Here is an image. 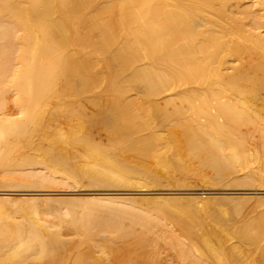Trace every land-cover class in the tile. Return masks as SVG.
Here are the masks:
<instances>
[{
    "label": "bare ground",
    "instance_id": "6f19581e",
    "mask_svg": "<svg viewBox=\"0 0 264 264\" xmlns=\"http://www.w3.org/2000/svg\"><path fill=\"white\" fill-rule=\"evenodd\" d=\"M0 187V264H264V0H0Z\"/></svg>",
    "mask_w": 264,
    "mask_h": 264
},
{
    "label": "rangeland",
    "instance_id": "374dc122",
    "mask_svg": "<svg viewBox=\"0 0 264 264\" xmlns=\"http://www.w3.org/2000/svg\"><path fill=\"white\" fill-rule=\"evenodd\" d=\"M9 105H10V104H9ZM10 107H11V106H10ZM61 185H62V186H61ZM69 185H70V184L67 185V184H64V183H63V184L58 185V188H57V185L54 186L55 188H53V187L42 188V189H45V190H46L45 192H47V193H51V194H50V195H49V194H48V195H39L38 197H49V198L54 197L55 200L58 201V203H60L61 205H59L57 202L55 203V205H53L54 202H52V203H47V204H49V205H51V206H55V207H56L57 205H59L58 207H59V208H62L63 206L66 207V206L68 205V202L75 201V200H76V201H78V200L81 201V200H84V197H85V199H88V197L91 198V194H93V193H95V192H105V191H101L102 188L100 189V188L97 187V189H96V186L94 187V185H93V187H92L90 184H89V185H88V184H86V185L83 184V185H85V186H81V185H80V187H79V185H78V187H76V185H75L74 187H76V188H73L72 185L69 187ZM89 186H90V187H89ZM85 187H87V188H85ZM165 187H166V186H158V187H143V189L140 187V188H137V190L134 189L133 187H131L132 190H131V189L129 190V188L127 189L126 187H114V188H116V189H114V188L112 187V188H110L109 190H111L110 193H113V192L116 190L115 192L117 193V195H116V193L114 192V194L111 195V196L122 197V198H123V197H125V198L130 197V199H132L134 202L136 201V200H134V199H136L137 197H138L139 199H140V197H143V198H141V200H139V199L137 198V201H136V202L139 201V203L142 204V206H143V205L145 204V202H143L144 200H142V199H149L150 197H154V196L156 197V196H157V191H158V190H159V191L161 190V192H162V191H165V192H168V191H169V192H171V191H173V190L176 189V188L179 189L178 187H173V188H172V187H169V189H168V186H167L166 188H165ZM135 188H136V187H135ZM201 188H203V187H201ZM201 188H200V189H201ZM0 189H2V188L0 187ZM14 189H15L16 191H15ZM22 189L24 190V188H21V190H22ZM26 189L29 190V188H26ZM30 189L32 190L33 188H30ZM34 189H35V188H34ZM47 189H48V190H47ZM79 189H81V190H79ZM112 189H113V190H112ZM139 189H140L141 191H140ZM152 189H154V190H152ZM164 189H166V190H164ZM167 189H168V190H167ZM203 189H204V188H203ZM217 189H218V188H217ZM219 189H220V188H219ZM221 189H222V187H221ZM11 190H12V191H11ZM11 190H10V191H11L12 193L9 191L10 194H12L11 197H15V198H19V197H20V198H21V197L24 196V195H18V193H20V192H19L20 188H19V189H18V188H13V189H11ZM17 190H18V191H17ZM35 190H38V189H35ZM39 190H41V188H39ZM51 190H53V191H51ZM95 190H96V191H95ZM102 190H105V189H102ZM106 190H108V189H106ZM118 190H119V191H118ZM138 190H139V191H138ZM142 190H143V191H142ZM170 190H171V191H170ZM14 191H15V192H14ZM159 191H158V192H159ZM106 192H108V191H106ZM122 192H123V193H122ZM13 193H14V194H13ZM21 193H22V191H21ZM89 193H90V194H89ZM121 193H122V194H121ZM134 193H135V194H134ZM149 193H150V194H149ZM153 193H154V194H153ZM155 193H156V195H155ZM87 194H88V195H87ZM119 194H120V195H119ZM89 195H90V196H89ZM124 195H125V196H124ZM214 195H221V194H214ZM51 196H52V197H51ZM87 196H88V197H87ZM132 196H133L134 198H132ZM135 196H136V197H135ZM139 196H140V197H139ZM145 196H146V197H145ZM66 197H67V199H64V198H66ZM68 197H69V198H68ZM71 197H72V198H76V199L72 200ZM86 197H87V198H86ZM144 197H145V198H144ZM214 197H215V196H214ZM217 197H218V196H217ZM58 198H59V199H58ZM69 199H70L71 201H70ZM150 199H151V198H150ZM61 200H62V201H61ZM63 201H65V202L63 203ZM66 201H67V202H66ZM140 201H141V202H140ZM139 203H138V204H139ZM138 204H136V203L134 204V203H133V205H135V206H137ZM41 205H42V204H41ZM45 205H46V203L43 204V206H45ZM60 206H61V207H60ZM139 206H140V205H139ZM144 206L146 207V210H147V206H146V205H144ZM144 206H143V207H144ZM148 206L151 207V204L148 205ZM58 207H56V208H58ZM137 207H138V206H137ZM145 207H144V209H145ZM149 207H148V208H149ZM141 208H142V207H141ZM151 210H152V209L150 208V210H148V211L151 213V212H153V211H151ZM148 211H146V212H148ZM60 212H62V211H60ZM47 213H48V214H45V216H43L42 218H44V219H46V218L51 219L52 222H50L51 220H48V219H46V221H47V222H50V223H52V224L57 223V222L60 221V220H64V221L66 220L65 218H63V219L61 218V217L63 216V215H61V214H58V215H55V214H54L55 216H54V215L51 216L52 214H49V212H47ZM152 214H153V213H152ZM49 216H50V217H49ZM56 216H58V218H57ZM60 216H61V217H60ZM58 219H59V220H58ZM63 232H65V233L67 232V234H66L65 237H64V240H66V241L68 242V239L71 240V241H72V239H73V241H75V242H73V243L71 242L72 246L75 245V246H73V247H76V248H77V249H76V248H73V247L71 246V248L74 249V250H73V254H74V255H75V254H78V255H79L80 252H81V254H82V252H83V254H84V253L86 252V249L88 250L89 247H90V245H91V247H92V245H93L92 242H91V244H90V243L87 241V242L90 244V245L88 244L89 247H87V242L85 243L86 240L84 241V240L81 239V240L83 241V243H85V244H82V245H84V246L86 247V248H85L84 246L81 245L82 241L80 242V240H78L79 237H78V238H77V236L74 237L72 233H69V234H68V230H67V231L65 230V231H63ZM66 236H67V238H66ZM73 237H74V238H73ZM77 240L79 241L80 244H78V241H77ZM93 242H94V241H93ZM74 243H76V244H74ZM94 243H95V242H94ZM119 243H120V242L117 241L116 243H115V242H113V243H108V245H107V243H106V244H103V245H106V246L102 247V249H104L105 251L107 250L108 252H107V251H106V252L108 253V255H109V253L111 252V251L109 252V248H108V246H111V249L113 248V250L115 251V253L111 252L110 254L113 253L112 255L107 256L106 252H104L105 255H104L103 253H95V252H94V255L97 254V255H98V256L96 255L97 257H100V258L103 257L102 260L104 259V261H102V262L105 263V261H106L105 264H109L110 260H111L110 264H111V263H113V264H118V263L120 262V259L122 260V258H120V259L118 258V256H120V254H119V250H120V248L117 250V249H115V246H116V248H117V246H120ZM95 244H96V243H95ZM95 244H94V245H95ZM98 244H101L100 241H98ZM109 244H110V245H109ZM66 245H68V243H67ZM79 245H80V248L78 247ZM94 245H93V246H94ZM69 246H70V244H69ZM81 246H82V247H81ZM91 247H90V251H91V249L93 248V247H92V248H91ZM156 247H157V246H156ZM158 247H159L160 250L157 249V251L155 250L156 252L153 251L154 249H152V251L149 249L150 252H153V254L155 253L156 256L153 255V259H155V261H157V263L159 262L158 260H161V259H162L161 261H162L163 263L160 261V262H159L160 264H170L171 261H176V258L173 257V256H174V255H173L174 253H173L172 250L169 249L166 245H165V247H164V245H162V243H159V246H158ZM158 247H157V248H158ZM163 247H164V248H163ZM67 248H68V246L66 247V249H67ZM84 248H85V251H84ZM107 248H108V249H107ZM148 248H150V247H146L147 250L144 249L145 252H144V251L142 252V250H139V251H138V250L135 249V250L137 251V252H136V251L134 250L136 254H134V251H132V252H133V253H132L131 250H130L129 252H131V253H130L131 255H133V256L135 255L136 259H138V260H141V259H142L141 261L144 262L143 258H141V257H143V255H145V254H146L145 256L148 255V258H149V257H150V258L152 257V254L149 255V254L147 253V252H149ZM162 248L164 249L163 251H161ZM167 248H168L169 250H168ZM93 249H94V248H93ZM111 249H110V250H111ZM132 249H134V248H132ZM166 249H167V250H166ZM78 250H79V251H78ZM95 250H98V248H96ZM95 250H94V251H95ZM113 250H112V251H113ZM74 251H75V253H74ZM76 251H78L79 253L76 252ZM116 251H117L118 255H117ZM164 251H165V253H164ZM121 252H122V251H120V253H121ZM129 252H128V253H129ZM150 252H149V253H150ZM65 253H67V255H68V249L66 250ZM65 253H64V256H67ZM128 253H127V254H128ZM139 253H144V254H142L141 257H140V256H139V255H140ZM157 253H161L162 256H163V258H164L165 260H164L163 258H161L162 256H160V254H159V257H160V259H159L158 256H157ZM99 254H101V256H100ZM78 255H77V256H78ZM122 255H123V254H122ZM122 255H121V256H122ZM165 255H166V256H165ZM123 256H124V255H123ZM167 256H168V257H167ZM109 257H110L111 259H110ZM135 257H134L133 260L136 261ZM137 257H140L141 259H140V258H137ZM172 257H173V259H174V258H175V259L173 260ZM63 258H65V257H63ZM146 258H147V257H146ZM66 259H67V263H66V264H68V262H71V263H72V259H70V261H68V256H67ZM151 259H152V258H151ZM166 259H167V260H166ZM171 259H172V260H171ZM107 260H108V262H107ZM117 260H118V263H117ZM63 261H65V260L63 259ZM148 261H149V260H148ZM152 261H153L154 264H157L154 260H152ZM164 261H165V262L167 261V262L165 263ZM123 262L125 263V261L123 260V261L120 262V264H121V263L124 264ZM139 262H140V261H139ZM139 262H138V263L133 262L132 264H141V262H140V263H139ZM143 262H142V263H143ZM103 263H102V264H103ZM146 263H147V259L145 260V264H146ZM149 263H150V262H149ZM153 263L151 262L150 264H153ZM62 264H63V262H62ZM143 264H144V263H143ZM174 264H175V263H174Z\"/></svg>",
    "mask_w": 264,
    "mask_h": 264
}]
</instances>
